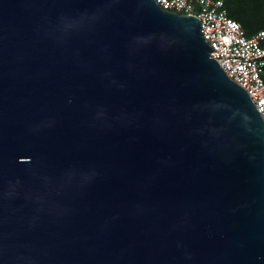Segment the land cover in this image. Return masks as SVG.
<instances>
[{"label":"water","instance_id":"water-1","mask_svg":"<svg viewBox=\"0 0 264 264\" xmlns=\"http://www.w3.org/2000/svg\"><path fill=\"white\" fill-rule=\"evenodd\" d=\"M195 16L0 0V264H264V119Z\"/></svg>","mask_w":264,"mask_h":264},{"label":"built area","instance_id":"built-area-1","mask_svg":"<svg viewBox=\"0 0 264 264\" xmlns=\"http://www.w3.org/2000/svg\"><path fill=\"white\" fill-rule=\"evenodd\" d=\"M163 9L195 16L227 75L241 85L264 119V31L252 38L228 17L223 0H155Z\"/></svg>","mask_w":264,"mask_h":264},{"label":"trees","instance_id":"trees-1","mask_svg":"<svg viewBox=\"0 0 264 264\" xmlns=\"http://www.w3.org/2000/svg\"><path fill=\"white\" fill-rule=\"evenodd\" d=\"M229 18L237 21L248 38L264 31V0H223Z\"/></svg>","mask_w":264,"mask_h":264}]
</instances>
